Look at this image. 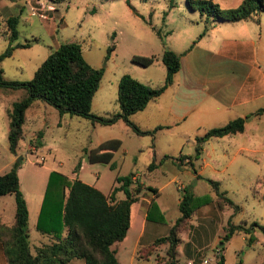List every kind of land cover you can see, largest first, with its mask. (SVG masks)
Segmentation results:
<instances>
[{"label":"rangeland","instance_id":"obj_1","mask_svg":"<svg viewBox=\"0 0 264 264\" xmlns=\"http://www.w3.org/2000/svg\"><path fill=\"white\" fill-rule=\"evenodd\" d=\"M51 3L53 8L45 9L48 18H39L36 14H28L27 10L18 11L12 0H0V30L4 18L17 14V37L14 42H29L27 46H15L10 55L0 60L1 74L8 79L26 80L31 77L35 67L43 60L48 51L60 42L77 40L81 44L83 58L92 66H102L103 71L98 86L91 99L90 109L98 114H109L118 110L115 100L116 80L119 73L127 72L142 76L134 70L144 67L130 60L132 54L150 55L160 50L162 44L158 33H200L202 19L198 9H192L184 0H174L172 6L168 0H43ZM258 1V0H257ZM6 4V5H4ZM218 5V4H217ZM237 6V5H236ZM220 7V6H219ZM222 8V7H220ZM264 20V11L260 12ZM163 36V34H162ZM7 44V39L0 32V52ZM25 94L24 88L12 91L0 90V172L15 165L19 188L31 209L28 224L30 243H35L39 233L32 223V203L36 195H42L44 185L51 170L59 171L66 176L77 177V172L88 181L97 179L96 184L104 193L109 191L115 174H124L129 170L141 172L142 184L159 187L155 203L163 221L148 222L141 240L164 234L165 227L178 215L177 200L182 184H192L195 195H208L213 198L210 184L203 178L192 181L191 169L188 172H177L171 178L175 165L169 159L155 170V174L143 173L145 169L140 163L133 165L131 153L121 156V152L111 158L114 167L108 162L90 161L87 152L98 142L110 134L121 131L116 125L92 124L80 114H59L56 108L42 100L34 99L25 110L22 123V137L18 141L15 152L7 147V114L6 109L14 100ZM130 131V130H129ZM123 135V145L133 147L138 142H151L150 135ZM157 143L169 144L173 156L178 152V139L166 143L161 135L156 136ZM185 140L182 142L184 143ZM154 142V141H153ZM29 143L28 146L26 144ZM183 145V144H182ZM185 145V143H184ZM143 153V152H142ZM141 153V155H142ZM43 156L42 161L36 157ZM140 155V157H141ZM220 164L215 165L212 174L218 176L219 188L227 186L232 189L226 195L239 205L233 214L227 213L229 206L219 208L215 201L201 205L193 211L192 216L179 232L181 238L177 248V264H214L219 253H223V264H264V235L256 231L255 240L248 243L242 232H234L225 242L223 250L216 246L219 235L223 233L226 219L239 222L257 220L264 223V198L252 188L253 182L246 177L235 178L227 175ZM197 163V162H196ZM81 166V167H80ZM197 166V165H196ZM78 178V177H77ZM171 178V179H170ZM212 178V177H211ZM120 197L122 192H118ZM140 196L149 197L152 192L147 188L141 190ZM140 199V198H139ZM145 200H136V207L142 209ZM13 194L0 195V219L9 222L13 216ZM141 212H136L133 225L127 230L125 242L119 247V264H162L165 255V244L157 243L152 254L144 259L131 255L133 239L140 225ZM211 219V220H210ZM161 223V224H160ZM166 227V228H167ZM149 242L139 246V253ZM32 248V247H31Z\"/></svg>","mask_w":264,"mask_h":264},{"label":"trees","instance_id":"obj_2","mask_svg":"<svg viewBox=\"0 0 264 264\" xmlns=\"http://www.w3.org/2000/svg\"><path fill=\"white\" fill-rule=\"evenodd\" d=\"M59 1V0H53ZM192 9H198L203 15V33L210 24L221 20H236L249 15L254 11H264V0H241L232 8H220L211 0H184ZM129 4V0H125ZM174 0H168L172 6ZM17 14L8 15L2 22L0 32L7 39V44L0 52L3 56L10 55L15 46H27L29 42H14L17 37ZM161 41V33H156ZM130 60L147 66L159 60L165 67V74L160 84L152 86L143 82L127 72L119 75L116 83L115 100L118 110L108 114L93 112L91 107L92 96L98 86L103 67L92 66L82 56L81 44L77 40L60 42L50 49L43 60L35 67L30 78L26 80L8 79L2 76L0 68V90L12 91L24 88L25 94L14 100L6 109L7 114V147L15 152L18 141L22 137V123L25 110L34 99H42L52 104L59 114H80L90 120V123L110 124L120 118L135 133H152V129H141L131 119L130 114L141 109L148 100L158 95L162 89L172 81L173 73L179 67V54L163 47L160 55L132 54ZM263 107L252 113H260ZM245 117L237 116L227 120L222 125L207 128L201 135L195 136L194 153L196 157L202 142L209 136H221L234 133L243 128ZM117 138H108L100 141L87 152L90 161L108 162L110 168L114 167L112 153L119 146ZM187 163L192 166L189 156ZM174 159L181 160V156ZM178 163V162H177ZM156 166L151 160L143 173H148ZM134 171L124 174H115L114 182L107 194L95 186L74 177L51 170L46 179L39 210L36 216L35 229L47 236V240L30 249L27 228V206L22 192L15 165L0 172V195L12 193L14 209L9 224L0 219V245L6 264H66L72 257L82 258L84 264H119L114 248L111 246L123 238L129 226L130 204L140 198L141 190L147 188L152 193L156 189L150 184L143 185ZM211 186L213 198L208 195H195L191 185L181 187L177 201L178 215L167 227L164 234L154 237L139 253L135 255L144 259L152 254V248L157 243H164L165 255L162 264H177V248L181 240L180 230L192 216L196 208L208 202L215 201L219 208L229 206L232 213L239 210V205L226 195L224 189L219 188V181L210 177H203ZM121 191L122 196L117 197L116 192ZM161 211L153 197L146 206V218L163 221ZM242 232L248 243L255 240V232L264 235V223L257 220L239 222L226 219L223 233L219 235L216 246L223 250L224 242L234 233ZM153 246V247H152ZM154 263H158L157 256H153ZM223 253H219L214 264H223ZM193 264H198L194 258Z\"/></svg>","mask_w":264,"mask_h":264},{"label":"crops","instance_id":"obj_3","mask_svg":"<svg viewBox=\"0 0 264 264\" xmlns=\"http://www.w3.org/2000/svg\"><path fill=\"white\" fill-rule=\"evenodd\" d=\"M12 1L18 11L25 9L29 14V3L32 0ZM211 1L222 8H232L241 2V0ZM260 12L262 11H254L236 20L216 21L210 24L203 33H161L163 42L159 38L162 43L159 44L160 50L151 54L158 57L162 48L167 47L179 54V67L173 73L172 81L158 95L148 100L141 109L130 114V119L139 128L152 129L155 127L152 133H142L150 135L151 142L144 140L130 148L124 146L122 134L126 136H131L130 132L136 136L142 134L135 133L118 118L114 122L106 124L116 125L121 131L119 134H110L105 138H117L120 141L119 146L112 153V158L119 150L121 156L131 153L134 160L133 165L137 166L140 163L144 166L142 169H145L146 165L153 160L156 166L149 171L153 174L156 169L162 171L159 167L170 159L175 165L171 178L174 179L177 172L180 171L187 173L188 167H190L192 181L202 178L197 175L212 177V179L218 178L212 172L215 170L214 166L220 164V159H222L221 169L227 175L235 178L246 177L247 181L254 183L253 190L264 198V110L260 113H252L257 108L264 106V20ZM200 15L202 16V31L204 27L203 15ZM134 70L142 76L130 72L129 74L152 86L160 84L165 74V67L159 60L144 67H134ZM120 74L117 75V79ZM103 114H108V112ZM237 116L245 117L243 128L240 131L221 136H209L202 142L199 154L196 157L193 156L196 135H201L207 128L222 125ZM159 134L166 143L170 142L173 137L178 139L177 142L180 144L179 146L177 144L178 152L174 156L173 152H170L172 150H168L170 149L167 147L170 146L169 144H159L155 141ZM183 140H185V145ZM28 145L29 143L26 144V146ZM177 156H189L192 166L187 162L174 159ZM113 161L115 162V160ZM129 171H134V176L139 174L136 170ZM76 175L82 181L102 191L96 184L97 179L85 180L80 176L79 171ZM139 181L142 182L141 176H139ZM190 185L193 191V186ZM152 186L156 189L155 193L149 197L140 196L138 199L142 202L145 200L142 209L136 207V201L132 202L129 207L127 230L133 225L136 212H141L140 225L137 235L133 239L130 259L135 255L136 249L140 245L153 238L141 240L147 223H159L153 218H146L147 202L151 197L155 200L160 189L155 185ZM222 189L226 192L232 191L227 186H223ZM108 192L103 193L107 194ZM118 192H116V196L120 197ZM41 198L42 195H36V198H33L31 207L33 226ZM25 202L28 228L31 209L26 199ZM226 210L228 214L232 213L231 209L227 208ZM11 220L9 222L1 221L9 224ZM166 227L165 229H167ZM127 230L122 239L111 245L118 262V246L122 247L125 242ZM46 240L47 236L39 233L35 243L31 244L29 240L30 249L33 250L35 245ZM0 264H6L1 245ZM66 264H84V261L82 258L72 257Z\"/></svg>","mask_w":264,"mask_h":264},{"label":"built area","instance_id":"obj_4","mask_svg":"<svg viewBox=\"0 0 264 264\" xmlns=\"http://www.w3.org/2000/svg\"><path fill=\"white\" fill-rule=\"evenodd\" d=\"M53 8V5L51 3L45 4L43 0H32L29 3V13L36 14L39 18H48V15L45 13V9ZM43 156L36 157V161H42ZM181 161L187 162L188 158L186 156L181 157ZM185 264H189L187 261Z\"/></svg>","mask_w":264,"mask_h":264}]
</instances>
